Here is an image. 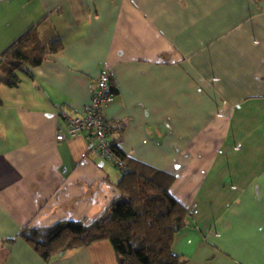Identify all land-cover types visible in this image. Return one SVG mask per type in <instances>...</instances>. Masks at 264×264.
I'll list each match as a JSON object with an SVG mask.
<instances>
[{
	"label": "crops",
	"instance_id": "1",
	"mask_svg": "<svg viewBox=\"0 0 264 264\" xmlns=\"http://www.w3.org/2000/svg\"><path fill=\"white\" fill-rule=\"evenodd\" d=\"M38 1L47 16H0V79L2 52L33 25L63 43L18 86L0 84V264H119L108 240L47 263L20 237L89 224L120 196L123 171L89 156L85 134L56 138L61 110L81 116L104 67L116 91L110 137L172 175L190 212L173 253L264 264V0Z\"/></svg>",
	"mask_w": 264,
	"mask_h": 264
},
{
	"label": "trees",
	"instance_id": "2",
	"mask_svg": "<svg viewBox=\"0 0 264 264\" xmlns=\"http://www.w3.org/2000/svg\"><path fill=\"white\" fill-rule=\"evenodd\" d=\"M62 48L60 39L44 43L39 26L33 25L2 52L0 84L18 86L20 73H30V68L41 65ZM124 128V123L118 127L121 133ZM110 140L129 170L117 183L120 196L105 213L89 224L63 220L47 227H25L20 237L47 263L66 251L108 240L119 264H186L187 260L172 250L175 235L190 216L170 192L173 176L134 162L121 151L115 138Z\"/></svg>",
	"mask_w": 264,
	"mask_h": 264
},
{
	"label": "built area",
	"instance_id": "3",
	"mask_svg": "<svg viewBox=\"0 0 264 264\" xmlns=\"http://www.w3.org/2000/svg\"><path fill=\"white\" fill-rule=\"evenodd\" d=\"M200 81L210 84L213 79L200 78ZM115 97L110 69L104 67L100 71L91 100L85 105L83 114L78 116L72 114L68 109L61 110L60 114L66 125L59 127L56 138L65 140L78 134H85L89 143V156L106 158L125 172L129 170V167L113 148L106 116V108L115 100Z\"/></svg>",
	"mask_w": 264,
	"mask_h": 264
},
{
	"label": "rangeland",
	"instance_id": "4",
	"mask_svg": "<svg viewBox=\"0 0 264 264\" xmlns=\"http://www.w3.org/2000/svg\"><path fill=\"white\" fill-rule=\"evenodd\" d=\"M38 0H9L0 2V16H43L48 15ZM6 18L0 17V33L6 29Z\"/></svg>",
	"mask_w": 264,
	"mask_h": 264
}]
</instances>
